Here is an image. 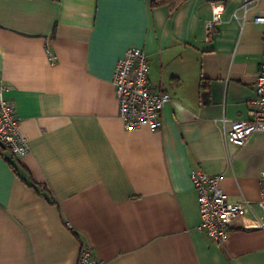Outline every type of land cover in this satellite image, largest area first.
<instances>
[{"label": "crops", "instance_id": "1", "mask_svg": "<svg viewBox=\"0 0 264 264\" xmlns=\"http://www.w3.org/2000/svg\"><path fill=\"white\" fill-rule=\"evenodd\" d=\"M0 0V89L29 152L0 151V264H264V228L202 230L193 169L223 176L233 203L264 220V133L227 144L247 119L264 57V0ZM221 23L207 30L213 3ZM144 49L150 84L172 101L159 130H127L113 77ZM53 58V59H52ZM34 185V186H33Z\"/></svg>", "mask_w": 264, "mask_h": 264}, {"label": "built area", "instance_id": "2", "mask_svg": "<svg viewBox=\"0 0 264 264\" xmlns=\"http://www.w3.org/2000/svg\"><path fill=\"white\" fill-rule=\"evenodd\" d=\"M259 0H244L247 12L249 5ZM212 20L207 24L208 32L216 28L224 13V5L213 3ZM255 23L264 27V15L255 18ZM264 47V39H263ZM53 59V58H52ZM118 115L127 130L149 128L159 130L163 127V113L172 101L167 91L156 90L150 84V62L147 52L138 47H130L118 60L113 77ZM5 88L0 89V151L9 150L15 158L29 152L28 140L20 133V117L15 105L4 96ZM257 96L247 119L236 120L226 136L227 144L243 147L256 133H264V57L256 79ZM2 145L4 147H2ZM223 176H209L199 169L191 172V181L198 194L202 213V230L218 244L230 238L232 224L241 219L246 229L264 228V220L248 218L251 205L247 201L233 203L224 192L221 182ZM261 206H264V170L261 173ZM78 264H109L98 259L89 245L83 246Z\"/></svg>", "mask_w": 264, "mask_h": 264}, {"label": "trees", "instance_id": "3", "mask_svg": "<svg viewBox=\"0 0 264 264\" xmlns=\"http://www.w3.org/2000/svg\"><path fill=\"white\" fill-rule=\"evenodd\" d=\"M185 2H186V0H152L151 1V7L156 8L159 6L167 5L170 7L172 12H174L177 9H179Z\"/></svg>", "mask_w": 264, "mask_h": 264}, {"label": "water", "instance_id": "4", "mask_svg": "<svg viewBox=\"0 0 264 264\" xmlns=\"http://www.w3.org/2000/svg\"><path fill=\"white\" fill-rule=\"evenodd\" d=\"M2 147H4V146L2 145Z\"/></svg>", "mask_w": 264, "mask_h": 264}]
</instances>
